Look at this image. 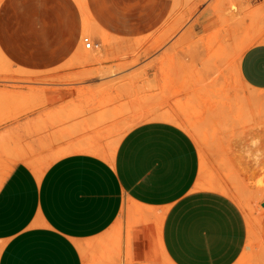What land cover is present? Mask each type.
<instances>
[{
  "label": "crops",
  "instance_id": "crops-1",
  "mask_svg": "<svg viewBox=\"0 0 264 264\" xmlns=\"http://www.w3.org/2000/svg\"><path fill=\"white\" fill-rule=\"evenodd\" d=\"M176 5L210 8L206 22H225L228 44L235 34L249 42L235 65L248 88L237 105L261 115L264 103L245 96L264 91V0H0V264H158L165 256L235 264L242 256L246 216L221 183L204 188L196 141L162 119L175 115L158 106L160 119L114 144L101 122L110 119L106 103L78 94L113 80L99 78L101 65L79 63L96 33L120 52L123 41L148 40V86H164L166 56L182 79L176 46L186 32L156 46Z\"/></svg>",
  "mask_w": 264,
  "mask_h": 264
},
{
  "label": "rangeland",
  "instance_id": "rangeland-1",
  "mask_svg": "<svg viewBox=\"0 0 264 264\" xmlns=\"http://www.w3.org/2000/svg\"><path fill=\"white\" fill-rule=\"evenodd\" d=\"M214 11L219 19L225 20V10L216 8ZM209 12L210 8L202 7L180 9L176 5L173 9L172 24L165 29L168 38L157 40L156 46L162 47L172 42L171 38L179 32H186L176 46L184 57L182 79H178L180 71L173 65L175 57L166 56L160 59L162 88L154 86L152 80L148 86L147 39L123 41L120 52L112 46L113 40L98 33L90 35L85 41L94 46L79 63L99 64L105 69L98 74L99 78L113 80L98 88L80 89L78 94L91 98L100 96L106 103L110 119L101 122H106L107 137L115 141L114 144L133 127L160 119L158 106L168 115H175V119L169 116L162 119L182 126L196 141L202 157L200 182L204 188L216 190L212 182L221 183L246 216L249 240L235 264H264V112L256 114L259 110L253 107L254 114L244 115L237 105L248 88L238 77L235 65L249 42L237 39L235 34V40L228 44L223 38L226 23L206 22ZM197 15L200 16L197 18ZM4 62L0 58V63ZM106 64L111 66L103 67ZM148 91L151 94L149 105ZM257 92L248 91L245 98L252 103H264V91ZM247 140L252 142L249 152L244 151ZM157 261L173 264L166 256Z\"/></svg>",
  "mask_w": 264,
  "mask_h": 264
},
{
  "label": "bare ground",
  "instance_id": "bare-ground-1",
  "mask_svg": "<svg viewBox=\"0 0 264 264\" xmlns=\"http://www.w3.org/2000/svg\"><path fill=\"white\" fill-rule=\"evenodd\" d=\"M174 32H175V31H174ZM140 46H141V45H140ZM140 46H139V47H140ZM133 48H134V47H133ZM139 49H140V48H139ZM139 49H138V50H139ZM141 50H142V49H141ZM126 51H127V50H126ZM136 52H137V51H136ZM138 52H139V51H138ZM132 54H133V52H132ZM135 54H136V53H135ZM145 54H146V53H145ZM108 58H109V57H108ZM133 58H134V57H133ZM130 61H132V60H130ZM120 62H121V61H120ZM123 64H124V62L122 63V65H123ZM128 64H129V63H128ZM131 64H132V63H131ZM131 64H130V65H131ZM119 65H120V64H119ZM130 65H129V66H130ZM133 65H134V64H133ZM121 67H122V66H121ZM123 67H125V66H123ZM143 67H144V66H143ZM119 68H120V67H119ZM141 68H142V66H141ZM143 72H144V71H143ZM140 74H141V73H140ZM131 75H132V74H131ZM126 77H127V76H126ZM131 77H132V76H131ZM133 78H134V76H133ZM119 79H120V78H119ZM132 80H133V79H132ZM132 80H131V82L134 81V80H133V81H132ZM127 81H128V80H127ZM106 85H107V84H106ZM115 85H116V84H115ZM120 85H121V84H120ZM120 85H119V86H120ZM101 86H102V83H101ZM93 89H94V88H93ZM109 90H110V89H109ZM68 91H69V90H68ZM69 96H70V95H69Z\"/></svg>",
  "mask_w": 264,
  "mask_h": 264
},
{
  "label": "built area",
  "instance_id": "built-area-1",
  "mask_svg": "<svg viewBox=\"0 0 264 264\" xmlns=\"http://www.w3.org/2000/svg\"><path fill=\"white\" fill-rule=\"evenodd\" d=\"M92 46H94L92 42H90V41H85V48H86V49H91Z\"/></svg>",
  "mask_w": 264,
  "mask_h": 264
}]
</instances>
